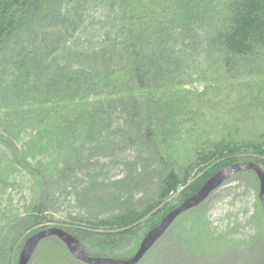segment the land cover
<instances>
[{"label":"rangeland","instance_id":"rangeland-1","mask_svg":"<svg viewBox=\"0 0 264 264\" xmlns=\"http://www.w3.org/2000/svg\"><path fill=\"white\" fill-rule=\"evenodd\" d=\"M73 7L78 13L75 17L56 12V17L44 18L32 28L26 22L17 26L24 28L25 38L19 46L21 54L29 52L30 56L23 61L20 50L14 46L12 51L0 54V88L18 67L15 61L21 60L35 69L41 62L56 67L61 61L69 62L75 71L86 66V59L78 54L88 51L94 56L102 35L113 34V23L106 18L108 12L103 0L78 2ZM188 53L200 63L190 65V58L181 59L169 72L150 69L144 86L125 84L124 93L113 99L118 102L132 97V102L125 101L129 107L124 112L119 104L111 105L110 98L104 97L110 89H103L99 97L88 93L90 101L99 103L96 107H105L110 113L104 114L103 122L93 112L88 133L78 140L83 144L78 152L80 160L68 156L70 148L60 143L45 144L38 139L49 130L53 136L65 134L71 139L66 132L68 125L52 128L56 116L47 109L53 105H44L52 97L42 92L43 84H48L46 77L30 75L33 87L26 90L31 92L38 87L36 95L25 93L14 101L0 97V247L7 246L6 250L0 248V264H18L28 238L41 230L58 227L67 231L68 228L83 236L80 231L87 226L80 219L110 217L126 201L133 202L141 212L146 210L157 202L161 189L166 191L167 182L166 185L163 182L169 171L182 183L175 191H168L153 211L164 205L175 209L204 185L197 183L207 170L196 171L200 163L195 156L197 151L207 150L227 133L239 131L248 138L262 130L264 79L255 75L253 67L225 75L213 66L214 58L198 57L202 45L187 51V56ZM52 71L55 74L56 68ZM36 101H41L37 111L27 107L23 111L25 118L18 122L15 115L12 118L5 114L7 105L12 108ZM148 112L152 113L153 121L141 127L140 122ZM15 122L16 130L9 132L8 125ZM148 125L154 132L150 137L146 136ZM78 128L76 125V133ZM90 133L98 138L95 140ZM190 161L195 166L192 172L187 170ZM165 165L169 167L164 168ZM187 172H190L188 178ZM259 186V179L251 169L229 176L203 202L178 215L137 264L261 263L264 208L259 201ZM151 213L137 223L138 229L119 243L110 258L128 259L135 254L149 231L142 224ZM101 256L104 255L94 257ZM28 264L88 263L71 254L59 237L49 236L39 242Z\"/></svg>","mask_w":264,"mask_h":264},{"label":"trees","instance_id":"trees-1","mask_svg":"<svg viewBox=\"0 0 264 264\" xmlns=\"http://www.w3.org/2000/svg\"><path fill=\"white\" fill-rule=\"evenodd\" d=\"M45 1L0 0V54L11 50L12 46L19 49L20 42H23L25 38L24 28L17 27L19 24L26 22V25L32 28L35 23L42 22L44 18L48 20L50 17H56L54 14L56 12L60 16L69 14L68 16L75 17L78 13L75 12L73 5L78 2L85 4L88 0H66V4L62 0H52L50 3ZM103 1L107 6L106 13L108 12V15L104 12V17L106 15V18L112 21L113 34L106 32L102 35L94 56L88 51L78 54L86 59L84 68L75 71L74 65L61 61L58 67L41 62L35 69L32 65L28 63L25 65L19 60L14 63L18 67L16 66L13 75H10L11 78L5 80L4 87L0 88L2 99L10 98L14 101L16 97L25 93L38 94V87H35V91L27 92L26 90L33 87L30 75L37 73L36 75L40 78L46 77L44 79L48 84H43L42 92L52 97L49 103L44 104L53 105V108L47 109L56 116V119L51 122L52 128L57 129L58 125L60 127L63 125L64 128L68 125L66 132L71 135V139L65 134L53 136V131L50 130L40 132L42 138L38 139L45 144L60 143L70 148L68 156L72 155L74 160H80L78 152L83 148V144L78 140L88 133L87 129L93 112L97 113L103 122L104 114L110 113L105 111V107L100 109L96 107L99 103L94 104L90 101L88 93H96L95 97H99L102 96L103 89H110L104 97L110 98L111 105L119 104L124 112L129 107L125 101L129 99L132 102V97H126L118 102L113 99L115 95L124 93L122 90L125 84L144 86L145 80L148 81L150 77V69L159 68L160 72H169V69L178 64L181 59L190 58V65L199 64V60L191 57L190 52L187 56V51L195 50L199 44L202 45V53L198 57L203 56L204 60L209 57L214 58L213 66L221 69L223 74L231 75L234 72L239 74L244 68L253 67L255 75H260V78L264 79V0ZM92 30L93 28L90 29ZM19 38L22 40H18ZM21 51L19 52L23 61L27 60L30 56L29 52L22 56ZM53 67L56 68L55 74L52 71ZM262 91L264 93V86ZM261 103L264 108V101ZM101 105L103 106L104 102ZM39 106L41 101L30 105L24 103L12 108L7 105L5 114L12 118L15 115L14 119L18 122L19 119L25 118L23 111L27 107H31L32 112H36ZM172 115L175 116L174 113ZM261 117L263 128L255 137H244L245 135L239 131L227 133L208 146L207 150L196 152L195 156L200 160L199 169L196 171L199 173L207 169L198 178V185L204 184L207 178L224 167L238 162H254L264 170V114ZM152 118V113L148 112L142 119L144 121L140 122L141 127L145 122L150 124L153 121ZM71 119L74 121L70 122ZM68 122L71 124L69 125ZM17 125L16 122L8 125L9 132L15 131ZM76 125H79L78 131L81 133H76ZM146 128L148 129L146 136H152L154 132L151 131V126L148 125ZM91 135L95 137V140L98 138L94 134ZM168 167L165 165L164 168ZM194 168L191 162L187 170L192 172ZM189 175L190 172H187L185 177L188 178ZM166 177L167 179L163 182L165 185L167 182L166 191L161 189L157 202L146 210L141 212L133 206V202L126 201L121 209L110 217L80 219L87 226L86 230L80 231L83 236L66 228L67 231L77 237L89 255L94 257L102 254L109 257L120 242L138 229L140 225L137 223L161 203L165 195L167 196V192L175 191L182 183V180H176L177 177L173 171H169ZM172 209L169 205L158 208L142 225L149 229L154 228ZM69 228L72 229L71 226ZM86 243L94 251L88 249ZM0 248L6 250L7 246L1 244ZM97 250L102 253L98 254ZM258 264H264V258Z\"/></svg>","mask_w":264,"mask_h":264},{"label":"water","instance_id":"water-1","mask_svg":"<svg viewBox=\"0 0 264 264\" xmlns=\"http://www.w3.org/2000/svg\"><path fill=\"white\" fill-rule=\"evenodd\" d=\"M245 169H252L256 173V176H258L260 184L259 201H261L264 208V171L260 166L253 162H241L232 164L231 166L226 168L224 167L223 169L215 173L213 177H210L204 183L201 189L192 194L190 197L180 203L178 207L164 216L160 223L155 226L154 229H150V231L145 235L142 242L140 243L138 250L129 259L120 260L108 257H90L86 254V252L80 245L79 240L75 236L61 228L51 227L44 229V231L41 230L37 233H34L30 238H28L20 253L18 264H28V261L35 251L38 243L43 238L49 236L59 237L65 243V246L68 248L71 254H73L78 259H82L88 264H136L142 259V256H144V254L155 244V241H157L164 234V232L178 217V215L203 202L209 196L212 190L220 186L222 182L229 176Z\"/></svg>","mask_w":264,"mask_h":264}]
</instances>
